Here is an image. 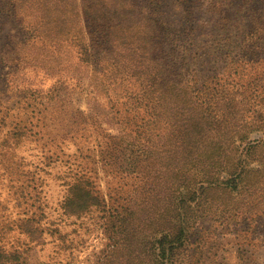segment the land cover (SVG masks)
<instances>
[{"label": "trees", "instance_id": "obj_1", "mask_svg": "<svg viewBox=\"0 0 264 264\" xmlns=\"http://www.w3.org/2000/svg\"><path fill=\"white\" fill-rule=\"evenodd\" d=\"M169 2H13V13L30 34L27 43L42 50L32 61L54 70L66 65L72 76L87 78L95 92L115 97L132 113L112 132L103 122L114 117L101 109L98 97L89 100L93 117L81 121L87 132L93 128L101 135L93 147L99 155L78 160L63 201L70 215L93 207L104 211L106 264L114 257L117 264H178L190 227L204 216V201L214 193L244 191L255 199L264 187V82L257 79L247 93L231 76L244 61L264 57V15L254 12L244 33L225 18L205 42H197L185 36L187 27L173 35L161 10ZM10 52L7 62L18 61ZM24 88L27 109L40 116L41 128L48 126V108L67 113L56 105L42 108L54 98L50 91L43 97L32 84ZM9 115L0 112V125ZM98 163L117 178L114 193L98 182ZM251 210L238 206L233 215ZM33 225L27 217L20 227L32 233ZM20 258V250L0 238V264Z\"/></svg>", "mask_w": 264, "mask_h": 264}, {"label": "rangeland", "instance_id": "obj_2", "mask_svg": "<svg viewBox=\"0 0 264 264\" xmlns=\"http://www.w3.org/2000/svg\"><path fill=\"white\" fill-rule=\"evenodd\" d=\"M13 2L0 0V112H10L0 125V238L7 248L21 252V258L9 264H106L110 239L103 228L104 211L93 207L81 216L70 215L63 201L68 181L79 169L78 160L99 155L93 147L101 135L93 128L87 132L81 121L93 117L89 100L98 97L101 109L114 117L110 124L103 122L112 132H117L118 120L132 113L115 97L95 92L87 78L72 76L66 65L54 70L43 67L38 59L32 61L42 50L33 46L34 51L32 41L27 43L30 34L13 13ZM161 10L175 29L173 35L187 27L185 36L205 42L225 18L229 25H240L247 32L254 12L264 15V0H170ZM34 20L32 16L30 21ZM9 51L19 60L7 62ZM260 51L264 54V44ZM231 76L247 93L253 92L257 79L264 82V57L255 63L244 61ZM29 84L39 88L43 97L49 91L54 95L42 108L56 105L67 113H52L54 109L48 108V126L41 128L40 116L27 109L30 101L24 87ZM97 170L104 192L114 193L117 178L104 172L101 163ZM249 193H214L213 199L204 201V216L190 227L178 264H264V187L255 199ZM238 206L252 210L243 217L234 216ZM27 217L34 223L32 233L20 227ZM118 261L114 257L108 264Z\"/></svg>", "mask_w": 264, "mask_h": 264}]
</instances>
